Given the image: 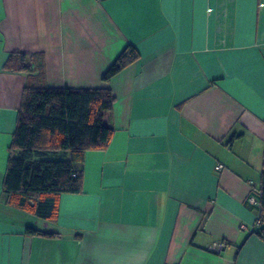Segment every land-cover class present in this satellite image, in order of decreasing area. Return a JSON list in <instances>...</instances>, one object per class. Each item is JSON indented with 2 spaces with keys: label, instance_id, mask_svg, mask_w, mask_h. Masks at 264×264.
<instances>
[{
  "label": "crops",
  "instance_id": "0c3cea01",
  "mask_svg": "<svg viewBox=\"0 0 264 264\" xmlns=\"http://www.w3.org/2000/svg\"><path fill=\"white\" fill-rule=\"evenodd\" d=\"M11 54L34 72L5 70ZM28 84L115 100L108 149L49 221L2 191ZM263 171L264 0H0V264H264Z\"/></svg>",
  "mask_w": 264,
  "mask_h": 264
},
{
  "label": "trees",
  "instance_id": "16d2710c",
  "mask_svg": "<svg viewBox=\"0 0 264 264\" xmlns=\"http://www.w3.org/2000/svg\"><path fill=\"white\" fill-rule=\"evenodd\" d=\"M137 59L134 47L126 46L102 81L108 82ZM4 69L34 72L31 58L21 54H11ZM114 101L109 89L26 85L8 147L2 184L6 204L49 221L58 214L60 195L81 194L85 154L107 150L112 140L114 131L104 125V118ZM259 205L258 222L264 225V171L259 183ZM27 233L56 237L33 229Z\"/></svg>",
  "mask_w": 264,
  "mask_h": 264
},
{
  "label": "built area",
  "instance_id": "2783aa9c",
  "mask_svg": "<svg viewBox=\"0 0 264 264\" xmlns=\"http://www.w3.org/2000/svg\"><path fill=\"white\" fill-rule=\"evenodd\" d=\"M216 171H221L222 169H223V166L222 165H220V164H218L217 166H216ZM250 200L252 201V202H254V199L251 197L250 198ZM259 223V222H258ZM225 245H226V243L225 242H219V243H217L216 245H214L213 246V250L215 251V252H221L222 251V249L225 247Z\"/></svg>",
  "mask_w": 264,
  "mask_h": 264
}]
</instances>
